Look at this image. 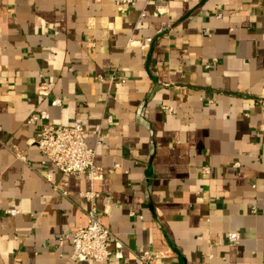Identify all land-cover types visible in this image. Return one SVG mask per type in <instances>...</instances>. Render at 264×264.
<instances>
[{"label": "crops", "instance_id": "0c3cea01", "mask_svg": "<svg viewBox=\"0 0 264 264\" xmlns=\"http://www.w3.org/2000/svg\"><path fill=\"white\" fill-rule=\"evenodd\" d=\"M114 70L125 83L95 79ZM262 100L264 0H0V264H264ZM35 110L83 125L100 179L45 160ZM90 190L134 253L70 260Z\"/></svg>", "mask_w": 264, "mask_h": 264}, {"label": "built area", "instance_id": "2783aa9c", "mask_svg": "<svg viewBox=\"0 0 264 264\" xmlns=\"http://www.w3.org/2000/svg\"><path fill=\"white\" fill-rule=\"evenodd\" d=\"M111 1L115 6H133L138 0ZM166 1L167 0H147L149 4L157 5V7L160 3ZM216 17H221V13H217ZM205 33L209 34L207 30H205ZM150 41V38L143 39L141 47L146 48ZM40 77L42 82L37 91L38 95L51 98V91L47 80L44 78L43 74H40ZM95 79L100 82H107L109 85L115 82H126L125 78L117 74V70L112 71L108 78L97 75ZM260 103L264 106V100L260 101ZM62 104L60 98L53 97L50 99L51 106L60 107ZM26 123L38 127V138L31 141V143L37 146L45 160L51 162L62 175L78 176L85 174L91 182L101 178L94 162L96 150L94 147H89L87 145L83 125L78 122L71 125L51 124L49 122V114L46 110L33 111L26 119ZM6 148L13 153L17 159L23 163L27 162L23 151L15 149L10 145H6ZM237 165L239 164L236 163V166ZM209 172V166H204L202 168L203 175L209 174ZM80 195L90 202L89 209L84 212L86 224L74 231L64 232L60 237V244L63 240H67L70 243V260L73 262L93 260L98 263H103L110 258L116 260L123 259L125 250L133 252L103 224V215L97 211L92 203L96 194L90 190L81 192ZM13 212L14 211L11 213ZM240 239V234L237 232H229L227 234V240L230 245L238 244ZM108 244L113 245L112 250L108 248ZM134 255L137 258L138 264H153L154 259L163 255V252L145 251L142 254L134 253Z\"/></svg>", "mask_w": 264, "mask_h": 264}]
</instances>
